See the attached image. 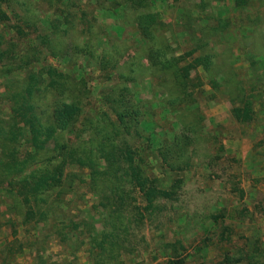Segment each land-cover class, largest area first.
Masks as SVG:
<instances>
[{"label":"rangeland","instance_id":"374dc122","mask_svg":"<svg viewBox=\"0 0 264 264\" xmlns=\"http://www.w3.org/2000/svg\"><path fill=\"white\" fill-rule=\"evenodd\" d=\"M239 1L151 0L152 10L160 13L165 23L156 33L160 39L165 38L169 45V51H165L168 57H173L174 54L184 55L191 61L193 56L203 52L212 53L214 71H218L216 74L221 80L225 75L229 81L232 79L243 84L247 92L255 87L257 91L264 92V0H249L245 5L239 4ZM26 5L40 17L41 23L55 18V9L61 10V13L65 9L77 11L75 29L71 34L60 38L59 50L72 45L66 55L43 53L44 33L38 31L32 35L42 55L40 60L33 62L36 70L50 65L62 73L76 77L75 81L87 79L92 91L88 99L92 109L87 111L91 115L100 114L106 109L102 88L116 81L111 80L117 77L118 71L128 73L134 79L129 85L135 98L143 101L150 112L143 128L157 130L154 147L158 148L163 139L171 141L173 136L181 133L182 125L177 111L171 110L165 101L174 84L155 76L162 72L157 66L156 69L152 68L155 66H152L150 54L144 48L135 24L136 10L130 2L28 0ZM55 19L65 21L63 17ZM213 26L225 27L213 33L207 29ZM198 39H204L208 46L203 51L189 54L187 50L196 47ZM22 40L24 39L21 37L13 36L9 40L10 49L20 51L22 47H26ZM98 45L100 49L97 48ZM91 46L93 49L96 47L97 57L86 59L84 54ZM101 48L104 52H101ZM24 50L16 55H9L7 58L11 59L2 63L11 71V80L14 78L15 82L11 83L18 89L25 88L32 76L28 67L18 66ZM102 56L122 59L118 71H114L109 80L98 69ZM196 71L202 75L203 80L208 81L209 77L201 66L189 73L195 76ZM259 76L262 77L261 81L258 80ZM8 81L0 77V164L3 153L11 151L9 140L13 131L21 128L14 121L13 109L16 102L13 99L12 102L10 99L5 100L7 94L11 97L6 86ZM206 89L204 98L200 100L202 113L206 117L203 130L205 136L195 141L188 157L174 169L165 165L157 153L150 158L155 174L149 170L148 175L163 178L166 186L176 183L178 186L174 188L171 198L157 199L160 208L158 211L145 212L148 220L132 226L130 233L136 239L132 240L136 246L132 257L143 264L157 263L154 257H160L158 246L164 237L169 241H183V254L187 257V264H216L223 262L227 253L238 261L226 264H248L249 254L258 256L256 264H264V105L256 103L254 119L241 122L233 116L234 105L226 93L215 92L208 84ZM211 95H216L215 99H209ZM261 101L264 102V93ZM150 116L153 119H149ZM19 131L20 129L18 133ZM20 135L16 138L21 143L17 144V149L22 154L34 151L25 146L27 142L24 144ZM55 137L76 139L73 133L61 136L59 130ZM42 140L40 138V142ZM43 154L41 152L40 155ZM8 161L10 160L6 158L3 162ZM40 161L34 164L38 168L42 164ZM67 162L69 164V160ZM68 164L63 180L74 167L80 171V165H71V159L70 165ZM0 167V264L7 254L9 264H35L34 251L42 242L47 247V254L53 256L57 264H89L84 252L71 256L77 244L72 246L71 240L61 241L56 230L48 226L49 223L44 226L46 221L38 227L34 222L22 223V211L26 209L21 208L11 194L14 182H11L8 166L7 169L2 168V164ZM25 173L30 174L31 171H23L14 180L22 178ZM5 175L9 176L5 178ZM68 185L66 183L65 187ZM60 198L64 201L61 203L62 211L58 213L60 217H72L76 221L91 218L99 229L103 227L104 216L95 211L98 198L90 192L87 182L75 184L74 188H67L65 192L60 191ZM139 201L143 203L140 198ZM12 203L17 206L13 216ZM143 237L146 240L143 241ZM34 239H38L39 243L32 245V242H36ZM22 244L31 248H21ZM11 251L14 252L12 255ZM160 260L161 258L158 261Z\"/></svg>","mask_w":264,"mask_h":264},{"label":"trees","instance_id":"16d2710c","mask_svg":"<svg viewBox=\"0 0 264 264\" xmlns=\"http://www.w3.org/2000/svg\"><path fill=\"white\" fill-rule=\"evenodd\" d=\"M27 1L0 0V77L9 80L5 83L11 97L7 94L5 100L10 99L12 102L13 99L16 102L17 105L13 109L14 121L17 127H21L13 131L9 140L11 151L3 153L1 164L2 168L8 166L9 169H6L11 172V182H14L11 194L16 198L18 205L26 209L22 211V223L34 222L38 227L46 221L44 226L49 223L48 226L56 230L61 241L71 240L72 246L77 244L71 256L84 252L89 264H143L132 257L136 251L132 241L136 239H133L130 233L132 226L148 220L145 212L158 211L160 208L157 199L171 198L175 192L174 188L178 186L177 183L166 186L163 178L148 175L149 170L155 174L151 156L157 153L165 165L171 169L177 168L180 161L188 157L195 141L205 136L203 130L206 117L202 113L200 100L207 92V84L215 92L222 91L229 96L234 105L233 116L241 122L254 119L256 103L264 105L261 101L264 92L257 91V87L247 92L243 84L232 79L229 81L225 75L221 80L216 74L218 71H214L215 61L212 53L203 52L193 56L191 61L184 55L174 54L173 57H168L166 52L169 51V45L165 38L160 39L156 33L165 23L160 13L152 10L151 0H127L136 10L135 24L144 42V48L150 54L152 66H155L152 68L156 69L157 66L163 75L155 76L174 84L165 101L171 110L177 111L179 123L182 125L179 135L173 136L171 141L163 139L158 148H155L157 130L143 128L150 112L143 101L135 98L130 88L129 84L134 79L128 73L118 71L122 59H108L105 56L100 58L98 69L105 73L106 80L114 75V71L118 72L117 77L111 80L116 81L102 88V96L106 102L105 111L94 115L87 112L92 109L88 100L92 91L87 79L75 81L76 77L62 73L50 65L48 68L42 67L41 70L33 67V62L40 60L42 55L32 35L38 31L44 33L43 53L66 55L72 45L59 50L60 38L71 34L75 29L77 11L65 9L61 13V10L55 9V18L63 17L65 21L50 18L46 23H41L40 17L31 11V8H27ZM248 1L240 0L239 4L245 5ZM224 27L213 26L207 29L217 33ZM13 36L25 40L22 41L26 47H22L20 51L24 48L26 50L21 55L18 66L28 67L32 74L25 88L21 89L14 88L11 83L14 80H11V71L4 67V61L11 59L7 58L9 55L20 52L10 49L9 40ZM206 46L208 43L204 39H198L196 47L187 51L192 55L198 50H205ZM97 48L100 49V45ZM87 50L84 54L86 59L97 57L96 47L93 49L91 46ZM101 52H104V49L101 48ZM200 66L208 75V81L203 80L198 71L195 76L190 75L191 70H197ZM258 80L261 81L262 77L259 76ZM216 95L208 98L215 99ZM149 119L153 117L150 116ZM57 130L61 136L73 133L76 139H58L55 137ZM19 134L24 144L27 142L25 146L34 151L22 154L17 149V144H21L16 140ZM40 138L43 139L41 142ZM41 152L44 154L40 155ZM6 158L10 161L3 162ZM70 159L71 165H80V171L74 167L63 180V173L68 160L70 165ZM38 160L42 163L39 168L34 165ZM26 170L31 173H25L22 178L14 180ZM8 176L5 175V178ZM81 182H87L90 192L98 198L95 211L104 216L103 227L100 229L91 218L76 221L72 217L58 215L62 211L61 203H64L60 198V191L65 192L67 188H74L75 184L80 185ZM66 183L69 184L67 187ZM139 198L143 203H140ZM16 208V204L12 203V216L16 214ZM34 240L36 242H32V245L39 243L38 239ZM142 240H146V237ZM23 247L31 248L22 244L21 248ZM158 250L160 257H154L157 262L155 264H187V257L183 254L185 245L181 239L169 241L164 237L159 241ZM47 251L43 242L38 245L34 251L35 264H57V260L54 261V257L47 254ZM13 253L11 251L10 254ZM247 259L248 264L258 262V256L255 254H249ZM237 261L227 253L225 260L216 264ZM1 264H9L8 254L3 256Z\"/></svg>","mask_w":264,"mask_h":264}]
</instances>
